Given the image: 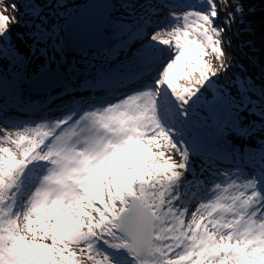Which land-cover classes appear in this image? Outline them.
Masks as SVG:
<instances>
[{
    "label": "snow or ice",
    "instance_id": "6c2138e0",
    "mask_svg": "<svg viewBox=\"0 0 264 264\" xmlns=\"http://www.w3.org/2000/svg\"><path fill=\"white\" fill-rule=\"evenodd\" d=\"M90 2L110 38L99 66L69 59L70 19L96 35L95 15L69 12L75 0H23L17 44L15 0L0 13V264H264V82L219 83L243 7L220 24L216 0H202L168 28L153 0ZM82 87L113 95L77 109L67 100ZM33 92L46 93L41 113L61 114L11 120ZM226 158L234 170L221 173Z\"/></svg>",
    "mask_w": 264,
    "mask_h": 264
},
{
    "label": "rangeland",
    "instance_id": "374dc122",
    "mask_svg": "<svg viewBox=\"0 0 264 264\" xmlns=\"http://www.w3.org/2000/svg\"><path fill=\"white\" fill-rule=\"evenodd\" d=\"M85 0H75V3H70L69 5V12H73L77 9V7H79L81 5V3H83ZM16 4H17V8L20 11V18H21V24L20 25H15L13 23H9L8 27L11 30V43L13 44H17L18 43V37H20L21 35H23V33L26 31V23L29 20V14H30V9H28L27 7L22 6L23 5V0H15ZM218 2L221 3V7L219 8V19L217 20V23L222 24L224 21L225 16L228 13L233 12V8L237 6V4H240V2L238 0H218ZM14 3V0H2V3H0V13H3L6 16H13V12L9 9V10H5L4 5H11ZM153 3L156 4V12H155V16H154V23L159 25L160 27H171L170 24V17L171 14L173 12H175L178 16H182L184 13L192 11V12H198V11H205L206 8L202 6V0H193V2H189L188 0H153ZM195 3V4H193ZM204 5V4H203ZM230 5L231 8L230 10L227 8V6ZM161 8V9H160ZM63 23V21H62ZM242 32L240 31L239 26L234 23L232 25V27L230 28V30L226 33L225 39H227V37H233L236 39H242L243 35H241ZM231 45L233 44V41L231 40ZM239 45V44H238ZM110 46V45H109ZM90 52H92L91 55H88L89 58L93 59L95 58V63L99 66L100 63H102V57L100 55V53L97 50H91ZM80 54L83 52H79ZM86 53V52H85ZM250 54L247 53H242V55L244 57H246L247 59H251L254 55V53L252 51L249 50ZM70 56L69 59L72 62H76V60L74 59L75 56H72V54L69 52ZM225 64H227L229 62V60H233L232 63V67L228 70L227 75H223L221 74V80L219 81V83L225 84L224 78H226L227 76H232V72L234 69L240 68L241 65H243L241 63L240 60H237L236 57L234 56L235 54L233 52H229L227 50V47L225 48ZM234 54V55H233ZM85 54H81L80 57H85ZM120 59H123V57ZM113 61V65H117L119 63V60H112ZM212 62L214 64H218V62L212 58ZM5 64H7V61L4 62ZM79 63L81 65H88L89 64V60L88 59H79ZM243 70H247L246 67H242ZM29 72V71H28ZM88 73L85 72L84 76H87ZM82 78V77H81ZM73 79H76L75 77ZM87 85V82H85ZM180 83L183 85L185 84L184 81H180ZM26 85V84H25ZM57 88H59V86H57ZM56 88V90H57ZM83 88H78L75 89L76 95L74 98H71L69 100H67V103L70 104L71 106H73L74 108L80 107V106H86L88 104H91L93 102H98L100 100H102L105 97H110L112 96V92L111 91H105V90H101L100 88H93L91 91H87V94L83 92ZM86 89V87L84 88ZM46 93H40L39 95H32V98H37L36 101H39V97L45 95ZM53 94H55V91L53 90ZM27 95L25 96V99H27ZM64 105L61 104L60 107L62 108ZM45 114H51L48 115V117H53V116H58L61 113L57 110L56 106H53L52 108L44 111L43 113H41L40 108L38 107V109H36V112H22L21 108L20 109H10L9 110V117L11 120H18V119H23V121H31V120H35V119H39L41 115L46 116ZM239 143H249L250 141H238ZM237 142V143H238ZM253 147H258V145L256 144V142L254 144H252ZM175 157V159L177 161H179L180 156L179 153H172ZM229 160H231V158H226L225 159V164H220L217 167L215 166V169L218 170L221 173L227 172L229 170H234V165L231 163H229ZM196 167H197V172H198V178L202 179L205 181V183L211 187V182H212V174L210 172H204L203 175H199V169L201 166V161L196 160ZM246 171H250V170H246ZM189 179H191V177H189ZM197 207V204L193 203V204H189V209L191 211H195Z\"/></svg>",
    "mask_w": 264,
    "mask_h": 264
},
{
    "label": "trees",
    "instance_id": "16d2710c",
    "mask_svg": "<svg viewBox=\"0 0 264 264\" xmlns=\"http://www.w3.org/2000/svg\"><path fill=\"white\" fill-rule=\"evenodd\" d=\"M240 5L244 9L242 15H237L236 24L239 26L243 35L242 39H236L233 37H227L233 41L234 45H231L227 50L233 52L237 60H240L243 65L240 68L234 69L232 76L224 78L226 84H229L235 77H249L251 81H254L257 85L264 82V0H238ZM227 8L230 10L231 6ZM161 9V8H160ZM235 7L233 8L234 12ZM226 17V16H225ZM225 19V18H224ZM239 44V45H238ZM249 50L254 53L253 57L249 60L242 55V53H249ZM85 54V57L91 55L92 52L81 53ZM80 53H74V59L76 63H79ZM122 58V56H121ZM95 61V58L92 59ZM81 65V64H80ZM246 67L247 70H243L242 67ZM31 69L33 72L34 67L29 66L27 71ZM255 141V139L251 140Z\"/></svg>",
    "mask_w": 264,
    "mask_h": 264
},
{
    "label": "water",
    "instance_id": "95a60500",
    "mask_svg": "<svg viewBox=\"0 0 264 264\" xmlns=\"http://www.w3.org/2000/svg\"><path fill=\"white\" fill-rule=\"evenodd\" d=\"M85 11H88L97 17L96 35L93 36L89 41H86L83 34L75 27V25H73L72 20L70 19L68 22V24H69L68 31L65 33V35H66V39L68 40V43H69L68 52H70L71 54L102 49V48L108 47L110 45L109 44L110 38L106 37V35L104 33V24L102 23V21L100 19V16H101L100 10L97 8H94L92 3L90 2V0H85L73 12L83 13ZM82 48H83V51H81ZM27 75L30 78L32 75V72L27 71ZM25 88L28 89L27 84L25 85ZM28 90H30V89H28Z\"/></svg>",
    "mask_w": 264,
    "mask_h": 264
},
{
    "label": "bare ground",
    "instance_id": "6f19581e",
    "mask_svg": "<svg viewBox=\"0 0 264 264\" xmlns=\"http://www.w3.org/2000/svg\"><path fill=\"white\" fill-rule=\"evenodd\" d=\"M111 63L113 64V61H111ZM29 70L32 71L31 69H29ZM84 88H85V87H84ZM84 88H83V92L87 94V90L84 89ZM28 91H30V90H28ZM32 95H39V94L33 92ZM112 95H113V94H112ZM39 98H40V97H39ZM107 98H108V97H105V98H103V99H107ZM33 99L36 100L37 98H33ZM103 99H102V100H103ZM36 109H38L37 105H35L34 107L21 108L22 112H30V111H32V112H36ZM45 115L48 116V115H51V114H45Z\"/></svg>",
    "mask_w": 264,
    "mask_h": 264
}]
</instances>
